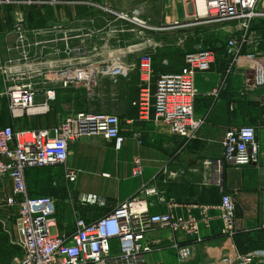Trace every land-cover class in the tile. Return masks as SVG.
I'll use <instances>...</instances> for the list:
<instances>
[{
    "label": "crops",
    "instance_id": "crops-1",
    "mask_svg": "<svg viewBox=\"0 0 264 264\" xmlns=\"http://www.w3.org/2000/svg\"><path fill=\"white\" fill-rule=\"evenodd\" d=\"M93 1L107 6L85 5L80 0L0 5V126L48 128L72 112H108L120 117L126 137L122 148L116 149L102 135L83 136L71 144L66 164L29 167L26 181L34 211L55 217L58 232L71 231L78 218L96 220L135 197L143 184H155L166 200L174 199L176 216L198 224L197 229L156 227L150 231L148 239L154 248L146 264H220V258L235 252L264 254V82H257L260 72L242 66L224 76V55L210 71L198 74L195 113L205 122L192 140L172 135L166 124L154 120L153 111L144 118L135 105L143 87L138 71L143 54L154 60L153 92L156 80L177 72L187 53L201 48L223 53L231 33L238 32L237 25L203 23L196 5L183 0ZM19 20L27 32L28 60L22 58L19 48L15 28ZM252 30L258 40L255 47L264 56V17L254 21ZM260 63L256 61L257 68ZM90 64L95 82H72L64 87L51 79L61 68L76 70ZM117 65L123 72L111 74ZM30 80L39 90L38 103L44 102L49 89L56 91L57 98L45 113L14 116L8 91L13 84ZM245 125L257 129L259 163L240 168L227 165L220 188L213 182L216 167L207 162L222 158V141L229 128ZM135 156L144 165L141 176L133 173ZM68 166L79 171L75 182L65 178ZM85 171L101 175L105 196L77 192L74 184L86 182ZM172 172L174 176L169 178ZM6 179L11 190V181ZM222 193H230L236 203L234 236L224 234L219 208ZM88 196H96L98 201L89 202ZM168 209L167 202L150 197V212ZM3 230L9 232L0 227L2 257L11 248ZM16 237L15 227L11 243ZM183 244L194 246V254L187 260L178 256L177 247ZM252 264H264V256Z\"/></svg>",
    "mask_w": 264,
    "mask_h": 264
},
{
    "label": "built area",
    "instance_id": "built-area-1",
    "mask_svg": "<svg viewBox=\"0 0 264 264\" xmlns=\"http://www.w3.org/2000/svg\"><path fill=\"white\" fill-rule=\"evenodd\" d=\"M196 5L198 14L210 24H236L237 31L227 39L224 52L214 48H201L185 55L184 65L175 73L161 75L151 86L154 75V60L150 54H143L138 63L142 82V91L138 101L141 115L148 117L153 111L154 120L169 127L170 133L186 140L198 137V132L205 120L195 113V100L198 90L195 80L198 74L210 71L220 56L227 57L224 76H229L242 66L253 67L259 71L257 82H264V56L255 46L257 38L252 25L258 18L264 17V0H183ZM205 4L201 14L198 2ZM56 4L59 0H47ZM33 0H0V5L32 4ZM80 3L92 6H107L93 0ZM135 12H137L135 10ZM128 18L127 14H121ZM135 18V17H133ZM19 48L23 59L28 60L26 52L29 46L27 32L22 20L16 23ZM259 58V59H258ZM259 60V61H258ZM257 62H261L257 68ZM92 64L80 69L61 68L51 75L67 87L72 82L90 81ZM111 74L123 72L121 66H113ZM10 110L14 116L31 113H45L56 100L54 89L45 92V100L38 103L39 90L36 83L30 80L13 84L9 89ZM102 135L121 149L126 137L121 128L118 115L108 112L77 111L67 114L59 123L48 128L14 129L10 125L0 126V176L11 181V193L5 196L7 206L17 208L15 222L16 244L21 253L18 264H146L148 254L153 250V243L148 233L156 227L173 231L197 229L198 222L178 217L173 212L174 199L166 200L155 184H143L138 194L118 205L112 212L93 221L80 217L71 231L58 232L57 220L46 214H38L32 206L29 194L26 170L29 167H44L66 164L70 146L83 136ZM222 158L207 162L216 167L213 182L223 187V171L227 165L240 168L258 164L260 143L255 126L245 125L229 128L222 141ZM168 171L167 168L164 169ZM144 165L139 156L133 158V173L141 176ZM65 178L75 182L79 171L68 166ZM174 174L169 173L168 177ZM166 181V178H164ZM157 196L161 202H167L169 209L163 213H152L149 210L150 197ZM87 201L97 202L96 196H88ZM221 219L224 223V234L234 236L237 232L236 203L230 193H222L219 205ZM177 252L180 260H187L194 254V246L179 245ZM264 254L235 252L218 261L220 264H252Z\"/></svg>",
    "mask_w": 264,
    "mask_h": 264
},
{
    "label": "rangeland",
    "instance_id": "rangeland-1",
    "mask_svg": "<svg viewBox=\"0 0 264 264\" xmlns=\"http://www.w3.org/2000/svg\"><path fill=\"white\" fill-rule=\"evenodd\" d=\"M217 25H222V24L217 23ZM83 176H85V178L87 179L86 182H84L81 185L74 184V188L77 190V192H85V193L93 192L101 196H105V190L103 188L105 183L103 182L101 175H98L96 173H90L89 171H85L83 173ZM10 193L11 190H10L9 181L6 179V176H0V225H1L0 227L1 229L6 228L9 231V232H5V230H3L6 234H8L9 243L11 245V248L8 251H6V256L2 257L0 255V262L3 264H18L20 248L16 244L15 240L12 243L10 241L12 236H14L15 239V222L17 217V208L7 206L4 201L5 196L9 195Z\"/></svg>",
    "mask_w": 264,
    "mask_h": 264
},
{
    "label": "bare ground",
    "instance_id": "bare-ground-1",
    "mask_svg": "<svg viewBox=\"0 0 264 264\" xmlns=\"http://www.w3.org/2000/svg\"><path fill=\"white\" fill-rule=\"evenodd\" d=\"M198 8H199L201 14H203L204 13V10H205V4H204L203 1H199L198 2Z\"/></svg>",
    "mask_w": 264,
    "mask_h": 264
}]
</instances>
